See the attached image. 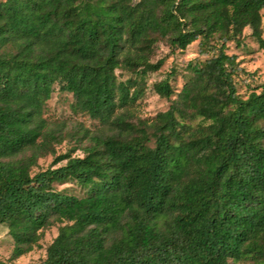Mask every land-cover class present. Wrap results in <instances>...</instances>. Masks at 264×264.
Returning <instances> with one entry per match:
<instances>
[{
    "label": "trees",
    "instance_id": "16d2710c",
    "mask_svg": "<svg viewBox=\"0 0 264 264\" xmlns=\"http://www.w3.org/2000/svg\"><path fill=\"white\" fill-rule=\"evenodd\" d=\"M263 13L264 0H0V228L11 259L58 225L40 264H264V82L243 96L241 60L228 52L247 38L264 51ZM196 41L207 58L180 89L174 70L151 80ZM56 90L107 127L81 154L56 155L63 137L45 117ZM149 91L168 108L133 120ZM47 155L52 165L35 171ZM69 182L82 194L58 189Z\"/></svg>",
    "mask_w": 264,
    "mask_h": 264
},
{
    "label": "rangeland",
    "instance_id": "374dc122",
    "mask_svg": "<svg viewBox=\"0 0 264 264\" xmlns=\"http://www.w3.org/2000/svg\"><path fill=\"white\" fill-rule=\"evenodd\" d=\"M245 34L248 36L250 30L247 29ZM245 43V49H237L233 45H230L228 49L230 54H237L239 60H241V67L244 69V72H240L238 78L239 92L243 96L247 95L251 88L250 86L264 82V51L259 50L258 45L252 38H247ZM166 53L167 48L162 45L158 51L157 58L164 57ZM206 58L207 55L199 53L198 42L196 41L188 49L167 57L161 70L154 74L151 80L153 82L160 81L174 70L176 71V75L171 82L175 88L180 89L184 79L191 74V65L203 62ZM72 102L73 97L70 93L56 90L45 107V117L49 121L50 128L55 129L63 137V141L55 146L56 155L65 154L74 149L77 150L74 153L75 155L81 154V149L79 148L88 145L92 136L99 134L101 130L107 131V127L100 125L98 121L92 120L83 114L73 113L71 110ZM168 105V100L162 99L149 91L138 101L136 107L133 108V120L137 118L147 120L153 118L158 112L166 110ZM86 131H88L87 135H85ZM54 158V155L40 158L35 171L50 167ZM64 188H68L76 194H82L80 187L72 182L58 185V189ZM57 234L58 225L46 229L40 246L13 260L11 259L13 241L7 234V231L0 228V264H40L46 258L47 247L53 242ZM237 264H249V262Z\"/></svg>",
    "mask_w": 264,
    "mask_h": 264
}]
</instances>
